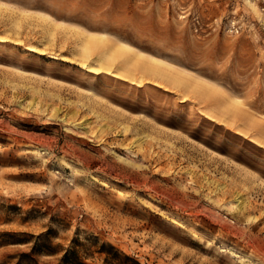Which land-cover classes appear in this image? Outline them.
Here are the masks:
<instances>
[{
    "label": "rangeland",
    "instance_id": "1",
    "mask_svg": "<svg viewBox=\"0 0 264 264\" xmlns=\"http://www.w3.org/2000/svg\"><path fill=\"white\" fill-rule=\"evenodd\" d=\"M0 264H264V0H0Z\"/></svg>",
    "mask_w": 264,
    "mask_h": 264
},
{
    "label": "bare ground",
    "instance_id": "2",
    "mask_svg": "<svg viewBox=\"0 0 264 264\" xmlns=\"http://www.w3.org/2000/svg\"><path fill=\"white\" fill-rule=\"evenodd\" d=\"M94 34H95V33H94ZM99 34H100V33H99ZM102 36H103V35H102ZM95 38H97V37H95ZM98 38H101V37L99 36ZM102 38H103V37H102ZM104 38H105V37H104ZM91 39H92V38H91ZM93 39H94V38H93ZM94 40H95V39H94ZM98 40H99V39H98ZM98 40H97V41H98ZM116 40H117V39H116ZM95 42H96V41H95ZM121 43H122V42H121ZM115 44L117 45V43H115ZM122 44H123V43H122ZM124 44H125L124 47L128 48V47L126 46V43H124ZM111 45H112V44H111ZM116 45H115V46H116ZM120 45H121V44H120ZM105 46H106V44H105ZM115 46H112V47L116 48L115 52H118V51H119V50H117L118 48H119V49L122 48V47H121V48H120V47L117 48V46H116V47H115ZM128 46H130V45H128ZM112 47H110V48H112ZM131 47H132V46H131ZM126 48H125V49L122 48L123 51L127 50ZM132 48H133V47H132ZM133 49H135V48H133ZM133 49H132V50H133ZM112 51H113V49H112ZM112 51H111V54L113 53L112 55H114L115 52H112ZM130 51H131V50H130ZM130 51H129V52H130ZM120 52H121V53H119V54H122V53H123L121 50H120ZM124 53H126V51H125ZM136 53L139 54V55H141L142 52L140 53L139 51H137ZM105 54H108V53H105ZM127 54H129V53H126L125 55H127ZM130 54L132 55L133 53H130ZM130 54H129V55H130ZM145 54H146V53H145ZM131 55H130V57H131ZM146 55H147V54H146ZM146 55H145V56H146ZM115 56H116V55H115ZM141 56H142V58H143V55H141ZM141 56H140V57H141ZM102 57H103V55H102ZM136 57H137V55H136ZM148 57H149V55H148ZM134 59H135V58H134ZM138 59H139V58H138ZM146 59H147V58H146ZM149 59H150V58H149ZM152 59H154V60H156V61H160V62H165V61H166V60L164 61V59H160L159 57H156V56H152ZM152 59H150V60L152 61ZM135 60H136V59H135ZM141 60H142V59H141ZM126 61H127V60H126ZM136 61H137V60H136ZM147 61H148V60H147ZM147 61L144 63V60H142L141 62H142V64L144 63V65L146 66L147 64L150 63V61H149V63H148ZM139 62H140V61H139ZM141 62L139 63L140 65H142ZM152 63H153V62H152ZM166 63H167V62H165V64H166ZM169 63H170V62H169ZM155 64H156V63H155ZM92 65H93V64H92ZM156 65H157V64H156ZM159 65H160V64H159ZM163 65H164V64H162V66H163ZM169 66H170V65H168V68H169ZM137 67H138V66H137ZM147 67H148V65H147ZM90 68H91V67H90ZM95 68H96L97 71H100V68H99V67H95ZM157 68H158V67H157ZM171 68H172V67H171ZM139 69H140V67H139ZM145 69H146V67H145ZM153 69H154V68H153ZM165 69H166V66H165ZM172 69H173V68H172ZM107 70H108V69H107ZM146 70H147V69H146ZM168 70H170V69H168ZM168 70H167V71H168ZM173 71H174V70H173ZM152 72H153V70H152ZM155 72H156V71H155ZM169 72H170V71H169ZM160 73H161V72H160ZM151 74H152V73H151ZM170 75H171V74H170ZM130 76H131V75H130ZM190 76H191V74H190ZM154 78H155V76H154ZM202 79H203V78H202ZM162 82H163V80H162ZM164 82H165V81H164Z\"/></svg>",
    "mask_w": 264,
    "mask_h": 264
},
{
    "label": "trees",
    "instance_id": "3",
    "mask_svg": "<svg viewBox=\"0 0 264 264\" xmlns=\"http://www.w3.org/2000/svg\"><path fill=\"white\" fill-rule=\"evenodd\" d=\"M109 256H111V255L108 254V258H109Z\"/></svg>",
    "mask_w": 264,
    "mask_h": 264
}]
</instances>
